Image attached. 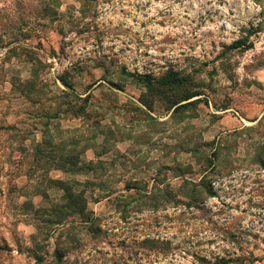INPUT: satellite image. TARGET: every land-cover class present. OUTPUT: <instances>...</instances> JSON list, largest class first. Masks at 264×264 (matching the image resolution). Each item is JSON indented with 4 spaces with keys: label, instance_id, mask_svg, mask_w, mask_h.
Returning a JSON list of instances; mask_svg holds the SVG:
<instances>
[{
    "label": "rangeland",
    "instance_id": "rangeland-1",
    "mask_svg": "<svg viewBox=\"0 0 264 264\" xmlns=\"http://www.w3.org/2000/svg\"><path fill=\"white\" fill-rule=\"evenodd\" d=\"M168 71L199 94L174 114L134 81ZM263 115L252 0H0V264H264L260 135L241 131ZM81 135L84 174L26 176L43 138Z\"/></svg>",
    "mask_w": 264,
    "mask_h": 264
},
{
    "label": "trees",
    "instance_id": "trees-1",
    "mask_svg": "<svg viewBox=\"0 0 264 264\" xmlns=\"http://www.w3.org/2000/svg\"><path fill=\"white\" fill-rule=\"evenodd\" d=\"M252 1L260 7L261 14L264 16V0ZM257 30L258 27H250L248 29H244V38L234 41L230 47L232 49L243 51L251 49L253 47V44L249 41V38L252 35L256 34V32H258ZM122 72L128 77L133 76L127 73L124 68L122 69ZM134 81L143 85L151 94H157L158 97L164 96L165 103L168 104L166 110L171 114H174L178 111H183L189 106L194 105L193 103L197 100L191 101V99L199 95L198 93L184 89L185 79L179 77L178 73L174 71H168L158 79H155L150 75L136 76L134 77ZM61 82L66 85L64 79H61ZM65 96L70 97L69 101L63 103L69 107V111H71V113L75 116L81 114L83 108L77 107L75 105V102L80 101L82 103H85L88 97L86 96L84 99H81L74 93L67 94ZM241 131H245L247 133H256L257 135H260L261 142H258L257 146L254 147L253 157L251 161L252 164L260 168H264V115L256 122L254 126L245 127ZM46 135L47 137L51 138L48 132L46 133ZM90 141V139L84 138V136L81 135V137H79L78 139L75 137H71L68 143H65L64 140L61 139V142L57 146H55L51 145V142L50 140H48V138H43L41 142L37 143L34 148V153L32 154L33 169H31L30 173H27L26 176L32 177L33 174L31 173L40 171L41 174L38 175L39 181L37 183H57L60 186H62V183H68L64 180L51 179L49 178V176H47V174L49 171L53 170L61 171L63 174L72 176H80L81 174H84L86 172L85 167L87 165L90 166L91 163H83L80 155L83 154L85 150L91 147V145L89 144ZM219 158L220 154L217 156V159ZM86 170L88 171L89 168ZM72 183L81 182L74 180L72 181ZM193 192L195 196L197 194V191L194 190ZM206 192L210 197L213 196L212 191L209 190ZM66 199L72 205L71 208L73 209V212H77L79 215L84 214L85 205L81 197H79L78 195H74L73 193H68ZM189 199L191 201L196 200L194 197H190ZM36 259L39 260V258Z\"/></svg>",
    "mask_w": 264,
    "mask_h": 264
},
{
    "label": "crops",
    "instance_id": "crops-1",
    "mask_svg": "<svg viewBox=\"0 0 264 264\" xmlns=\"http://www.w3.org/2000/svg\"><path fill=\"white\" fill-rule=\"evenodd\" d=\"M240 119V118H239ZM241 120V119H240Z\"/></svg>",
    "mask_w": 264,
    "mask_h": 264
}]
</instances>
